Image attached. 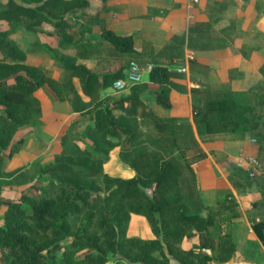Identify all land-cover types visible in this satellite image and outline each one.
<instances>
[{
    "label": "trees",
    "instance_id": "16d2710c",
    "mask_svg": "<svg viewBox=\"0 0 264 264\" xmlns=\"http://www.w3.org/2000/svg\"><path fill=\"white\" fill-rule=\"evenodd\" d=\"M89 4L90 0H0V21L8 23L7 28L0 29V158L7 150L11 158L22 145L23 139L12 142L20 127L39 122L41 104L34 93L43 85L49 86L59 100H68L73 111L89 114L90 124L84 131L96 151L78 167L66 159L52 165L64 175L52 196L24 195L16 200L0 196V207L6 208L0 251L9 258V264H56L47 260V254L60 248L63 264H170L171 259L179 264L227 262L234 253L231 237L213 239L209 228L214 224V211L201 214L206 205L192 164L207 154L196 135H244L249 132L252 108L237 102L229 88H191L192 125L176 117H158L141 99L148 90L144 81L132 84L126 96L112 101L104 98L101 92L124 77L130 58L122 54L134 53L133 39L101 26L100 36L111 46L106 53L100 43L85 39L87 28L79 23V15L73 14H83ZM19 29L35 38L32 44H40L38 33L55 37L56 48L47 45L46 50L62 68L60 80L27 62L25 50L11 37ZM236 34L233 22L214 30L208 20L189 25L186 41L190 49L202 52L232 44ZM95 54L98 60L93 68L77 62ZM260 71L264 75V66ZM173 76L161 64L149 70L148 81L157 85L153 91L156 103L165 108L171 107ZM73 77L79 79L81 93L88 101L74 88ZM148 130L152 139L143 144ZM66 139L65 134L63 144ZM114 146H120L119 157L135 171L133 177L104 172L103 164ZM68 153L64 145L61 154ZM232 170V176L251 184L247 173ZM87 177L100 180L96 183ZM103 191L107 194L101 198ZM99 202L107 211L104 207L99 211ZM83 214L85 224L76 228L72 217ZM132 214L143 216L152 238L126 234ZM251 226L264 246V221H254ZM185 238H196L197 244L183 248ZM66 239L70 241L63 243Z\"/></svg>",
    "mask_w": 264,
    "mask_h": 264
},
{
    "label": "crops",
    "instance_id": "0c3cea01",
    "mask_svg": "<svg viewBox=\"0 0 264 264\" xmlns=\"http://www.w3.org/2000/svg\"><path fill=\"white\" fill-rule=\"evenodd\" d=\"M79 17V23L87 28L84 38L91 43H100L101 49L111 47L100 36L101 26L117 35L132 37L134 53H124L122 56L138 62L141 81L148 83V90L141 95V99L160 118L176 117L193 125L191 88L224 87L236 95L257 93L258 86L264 83V75L260 71V64L264 62V0H200L192 9L188 7L187 0H90L89 6ZM208 20H211L214 30L226 28L233 22L237 34L232 44L202 52L190 49L186 41L189 25ZM36 38L40 44H49L53 48L57 46L55 37L45 33H38ZM26 54L27 62L35 66L34 62H30L29 54ZM99 54L103 56L104 52ZM48 58L50 64L51 59ZM97 60L98 54H95L87 59H77V62L93 68ZM155 64L167 66L174 73L169 108L156 103L153 91L157 85L148 81L149 70ZM49 76L57 79L58 75ZM72 83L82 99L88 101L81 93L78 78L73 77ZM117 93L110 87L104 89L101 95H109L112 101L121 95H128L130 89L120 91L119 95ZM34 94L40 101L42 114L36 125L20 127L16 132L19 134L23 131L25 135L32 131L29 141L35 149H22L15 154V158L22 162L44 154L49 146H54V142L50 141L54 138L48 136L46 127L56 126L55 130L50 128L57 133L62 127L66 130L77 113L68 100H58L47 85L37 89ZM114 113L118 115L119 111L115 110ZM196 138L207 154L206 158L192 164L197 188L202 193L216 195V207L211 209L215 218L209 228L210 234L216 241L229 235L234 243L230 260L223 263L212 260L210 264H264V246L251 226L254 221H264V176L260 184H246L240 177L231 175L240 157L247 154L264 157V148L261 149L257 138L250 132L244 135L230 132L210 134L204 140L196 135ZM119 150L120 146L111 149L109 160L103 164L104 172L115 177H133L135 171L121 161ZM122 172L126 175H121ZM201 214L205 215L206 212ZM133 219L145 222L141 215L132 214L130 220ZM148 232L152 234L149 228ZM196 244V238H185L182 247L191 248ZM170 264L179 263L171 259Z\"/></svg>",
    "mask_w": 264,
    "mask_h": 264
},
{
    "label": "rangeland",
    "instance_id": "374dc122",
    "mask_svg": "<svg viewBox=\"0 0 264 264\" xmlns=\"http://www.w3.org/2000/svg\"><path fill=\"white\" fill-rule=\"evenodd\" d=\"M73 15L75 16V14ZM78 15L80 16L82 14L79 13ZM7 27H8V23L0 21V29H5ZM45 28H48V26H45ZM11 37L15 41H17V44L20 47L25 48L26 52L30 56V62H34L36 67L46 70L48 75L57 74L58 75L57 79L58 80L61 79L62 68L60 67L58 62L56 61L55 63L52 64L51 62L53 60L52 58H50L51 62L50 64H48L49 62L48 57H50L51 52L46 50L47 44H32L31 42L35 41V38H33L32 35L29 36L28 33L25 32L23 29H19L18 31L14 32L11 35ZM105 50L107 49L105 48L104 51ZM261 66H264V62L260 64V67ZM47 87L50 89L49 86ZM204 88H207V87H204ZM263 88H264V83L263 85L258 86L257 93H241V94L233 95L237 102L241 104L249 105L252 108V112L248 114V117L250 118L251 123L248 124L247 126L249 127L250 134L253 137L257 138L256 142L259 144L261 149L264 148L263 147L264 145V92H262ZM119 94L120 92L117 93V95ZM103 97L111 100L109 95L104 94ZM1 113H2V108L0 107V114ZM73 121H77V122L72 124ZM73 121H71L70 125L67 126L66 130L62 127L59 133L53 131L55 130L56 126L55 127L50 126V127H53V130L50 127H46V130L48 131V136L51 138L52 137L54 138V140H50L54 142L53 144L54 146L53 147L49 146L47 148L46 153L37 155L31 159H26L25 162L24 161L22 162V160H19V159L17 160L15 158V154L19 150H22V149L32 150L34 148V146H32L34 144H32V142L29 141L32 131H29L25 135H23V131H21L19 134L16 133L17 131L15 132L12 138V142L17 141L18 139H23V142L20 148L18 149V151L12 154L11 158L8 157V150L2 151V156L0 158V196L1 198L8 199V200H16L24 195L34 196L35 194L52 196L55 193L56 188L58 187L60 177L64 176L61 173L59 174L58 171H55L52 168V165L56 164L57 161L61 159H66V161L69 162L72 166L78 167V165L80 166L82 159L91 158L90 154L96 153L94 143L86 137L85 131H84L85 126L89 123V114L85 112H78L76 113V116L73 119ZM31 126H34V125H31ZM147 132H148V136L146 138L144 137L141 140L143 144L147 142L148 140L150 141L152 139V138H149L150 137L149 134H151L150 131L148 130ZM65 134L67 135V139H66L65 144H63L61 141V138ZM206 136L207 135H198V138L201 140H204L203 138ZM64 145L66 147V150L69 152L66 156H62L61 154V151ZM248 155L250 154L245 155V157ZM251 156L256 157L263 163L262 169L256 173L255 177L251 178L252 182H256L260 184L261 183L260 180L264 176V157H262L260 154L251 155ZM110 164H111V161L108 165H106V168ZM233 168L236 169V171L241 170L240 168L236 166V162ZM240 173L244 175L242 171H240ZM121 175H126V173L122 172ZM86 179L95 181L96 183H98L100 180L99 177L98 178L97 177H87ZM106 194L107 192H104V191L100 192L101 198L105 197ZM202 198H203L204 205H206L201 210L202 213H204V211L206 212L207 210H211L212 207H216L215 205L216 195L214 193H207V194L202 193ZM97 207L99 211L102 210V207H104L105 210L107 209L104 206V204H102L101 202L97 203ZM5 209H6L5 206L0 207V227L3 225L2 215ZM72 222L76 228L84 225L85 215L83 214L79 216H73ZM146 225L147 224H145V222H143L141 219L129 220L126 226V234L129 236H132V235L139 236L141 238L150 236L152 234L148 232V228H147L148 226L146 227ZM69 241L70 239H66L63 243H68ZM79 253L76 254V257H78ZM62 257L63 255H62L61 248L47 254V260L53 261L56 264H63ZM9 262H10L9 258L0 251V264H9Z\"/></svg>",
    "mask_w": 264,
    "mask_h": 264
},
{
    "label": "built area",
    "instance_id": "2783aa9c",
    "mask_svg": "<svg viewBox=\"0 0 264 264\" xmlns=\"http://www.w3.org/2000/svg\"><path fill=\"white\" fill-rule=\"evenodd\" d=\"M188 7L190 9L194 8L200 0H187ZM192 18V15L189 16ZM141 81V71L138 64L134 61H130L127 67V70L124 74V77L116 79L111 88L115 92H120L122 90L128 89L132 84L138 83ZM236 166L242 171L247 173L248 177L253 178L256 176V173L260 171L263 167V163L251 155L240 157Z\"/></svg>",
    "mask_w": 264,
    "mask_h": 264
}]
</instances>
